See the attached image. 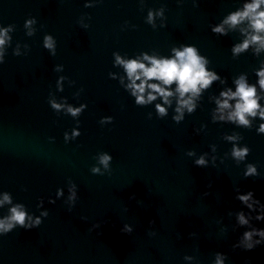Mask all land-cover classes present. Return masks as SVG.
<instances>
[{"label": "water", "instance_id": "95a60500", "mask_svg": "<svg viewBox=\"0 0 264 264\" xmlns=\"http://www.w3.org/2000/svg\"><path fill=\"white\" fill-rule=\"evenodd\" d=\"M83 3L0 0V24L15 26L13 47L20 42L30 49L27 56H13L7 48L0 64V192H10L14 202L24 203L35 214L36 199L43 197L49 213L37 228H16L0 236V264H210L215 251L227 254L226 264H264V245L232 250L243 229L235 225L234 215H227L229 209L240 207L233 199L235 185L253 190L264 202V136L254 130L258 120L243 128L210 119L215 107L211 97L232 86L241 73L255 83L254 70L264 62V52L256 56L251 48L232 56L230 46L242 39L238 31L219 37L208 28L243 0H198V7L192 0L180 6L176 0H96L90 8ZM161 5L166 26L154 30L143 17L147 8ZM84 13L90 16L87 29L76 23ZM28 15L37 20L32 36L22 27ZM124 21L136 27L122 31ZM44 32L56 38L55 56L41 47ZM181 43L194 44L225 83L215 81L196 111L177 124L171 120V108L168 116L158 119L152 105L136 106L107 73L118 70L111 63L114 50L168 55L170 47ZM54 64H63L60 74L76 82L72 87L65 82L56 97L87 104L78 118L81 135L67 144L63 132L74 121L47 103L58 75L52 71ZM80 87L83 91L74 99L72 93ZM148 112H153L151 119ZM104 115L113 121L101 127L97 121ZM200 124L207 127L194 135L193 126ZM233 133L249 146L246 162L257 164L260 177L243 178V164L225 155L231 145L223 136ZM210 144L216 145L218 166H194L187 149L212 155ZM99 151L109 152L113 159L101 170L103 175H94L89 169ZM69 180L78 190L71 212L67 192L54 204L47 203ZM7 207L0 208V216ZM125 225L131 231H120ZM256 226L264 227V221ZM190 232L195 235L190 237Z\"/></svg>", "mask_w": 264, "mask_h": 264}, {"label": "clouds", "instance_id": "9594fccd", "mask_svg": "<svg viewBox=\"0 0 264 264\" xmlns=\"http://www.w3.org/2000/svg\"><path fill=\"white\" fill-rule=\"evenodd\" d=\"M178 6L184 3V0H176ZM96 5V0H84L83 7L90 8ZM192 6L198 7V0H192ZM90 16L84 13L77 19L76 23L82 29H87ZM144 22L152 29L166 26L165 6L157 8H147L143 17ZM159 21V24H157ZM37 20L34 16L28 15L23 21L22 27L26 30V36L34 35V25ZM135 28L136 25H130L124 21L121 26L125 28ZM208 28L215 36H226L229 31H238L242 37L238 42L230 46V52L233 57L252 49L253 55L258 56L264 52V0H243V3L235 9L229 11L221 17L218 22L209 23ZM15 26L11 23L0 24V64L5 62L7 55L6 49L12 48L11 55L27 56L29 45L17 42L13 47L12 33ZM41 47L47 51L49 56H55L57 52L56 38L44 32L41 39ZM112 67L117 71H109V79L116 80L119 86L132 98L136 106L152 105L156 117L164 118L168 116L169 108L172 109L171 120L179 124L185 119V115H191L198 107V101L202 94L208 90L215 81L225 83V79L218 72L208 67L209 60L202 55L200 50L194 44L181 43L173 45L168 50V55H159L153 51H140L133 55L121 53L114 50L111 53ZM52 71L57 73L55 80V91L49 88V98L47 103L49 107L58 114L70 116L74 121V126L70 130L63 132V140L67 144L69 141H75L81 135L78 119L81 113L87 108L85 102L73 104L68 102L65 96L56 97L55 93L63 92L64 84L67 82L69 87L75 85V81L68 76L60 74L64 71L63 64H54ZM256 77L255 83H249L246 74L241 73L232 79V86H226L220 89L218 95L211 97L215 107L211 110L210 119L212 123H228L235 127L250 128L252 121L258 120L255 126L257 135L264 136V62L254 70ZM83 88H77L72 93L74 99H78ZM153 112L147 113V118L151 119ZM113 117L104 115L99 118L97 123L103 127L111 124ZM207 126L200 124L199 127L193 126V134L200 135ZM223 139L231 147L225 154L236 164H243V178H257L261 176L258 166L253 162H246L250 153L247 144L241 143L242 137L237 134H224ZM209 152H201L197 155L194 149H187L186 155L194 157L192 164L196 167H217L216 145L210 144ZM93 159L96 161L89 171L94 175H103L102 169H108L113 159L107 151H99ZM223 163V160H220ZM211 186L209 182L208 187ZM22 190H25L22 188ZM67 192V202L70 207L75 204L78 197L77 184L69 180L64 188L57 187L54 197L47 198L48 204H54L56 200L65 196ZM233 199L239 202L240 207L233 211L228 210L227 215L235 218V225L243 229L240 231L231 248L233 251H250L257 246L264 245V227H257L256 222L264 221V202L254 195L253 190H242L239 185L233 186ZM204 192L202 195L207 196ZM45 199L37 197L35 208L38 214L33 213L22 202H14L12 194L8 191L0 192V208L7 205L6 214L0 216V236H4L16 228L25 231L37 228L42 223V218L48 216V209L44 207ZM152 223V221H149ZM122 232L131 231L129 225H125ZM190 237L195 233L190 232ZM185 260H191L190 256H185ZM226 253L215 251L212 254L210 264H226L228 261ZM245 264H248L245 261Z\"/></svg>", "mask_w": 264, "mask_h": 264}]
</instances>
